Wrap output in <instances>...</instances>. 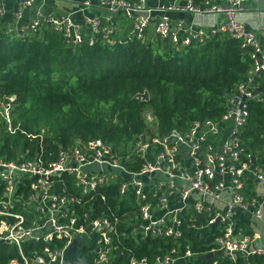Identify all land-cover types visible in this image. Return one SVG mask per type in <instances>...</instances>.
<instances>
[{"label": "built area", "instance_id": "built-area-1", "mask_svg": "<svg viewBox=\"0 0 264 264\" xmlns=\"http://www.w3.org/2000/svg\"><path fill=\"white\" fill-rule=\"evenodd\" d=\"M45 1L13 0L11 5L9 0H0V19L9 15L18 32L31 34L48 25L70 44H90L96 38L113 44L136 38L182 46L223 33L239 40L240 47L248 51L251 66L244 79L223 94V112L218 119L195 120L183 132L170 129L157 135L155 118L145 111L148 133L141 134L144 143L138 138L128 154L95 139L74 142L59 150L55 160L45 163L37 156L0 159V216L12 219L1 232L0 241L14 244L20 256L19 261L8 264H61L63 249L73 242L79 249L92 244L85 253L91 264H107L120 256L118 236L126 235L116 230L118 218L100 211L94 196L89 195L113 183H117L118 198L127 199L133 208L135 221L129 236L139 233L141 239H168L152 260L130 256L125 264L191 263L195 254L190 242H180L181 216L186 211L193 214L194 221L203 214L202 221L189 222L186 230L198 236L211 235L203 257L211 253V258L225 256L231 264H238L236 257L264 256V248L252 249L251 235L232 220L234 212L264 220V134L256 150L242 138L247 104L259 98L257 77L264 74V42L239 18L244 11L242 4L249 0H76L73 11L59 16L45 11ZM92 6L105 15L84 14ZM118 20L129 22L124 35H117ZM147 35L153 38L146 40ZM11 108L10 102L0 101V118L6 123ZM6 130H10L9 125ZM132 156L134 161L140 160L135 171L123 165ZM61 174L72 176L74 188L89 195L86 208L75 209L81 201L66 196L62 187L54 188L53 178ZM21 179L29 181L26 195L23 190L18 192ZM99 199L106 200L101 194ZM54 238L63 239L60 249L43 246L30 256L20 250L23 241L49 243Z\"/></svg>", "mask_w": 264, "mask_h": 264}, {"label": "trees", "instance_id": "trees-1", "mask_svg": "<svg viewBox=\"0 0 264 264\" xmlns=\"http://www.w3.org/2000/svg\"><path fill=\"white\" fill-rule=\"evenodd\" d=\"M8 16L0 19V101L12 104L8 123L0 118V159L4 161L37 156L45 163L74 142L95 139L128 154L139 136L148 133L145 111L155 118L157 135L170 129L183 132L195 120L218 119L223 112V94L243 80L251 66L248 51L240 47L239 40L223 33L182 46L136 38L113 44L100 38L90 44H70L48 25L33 34L18 32ZM257 78L259 98L248 102L242 126V138L251 150L257 149L264 134V74ZM143 91L147 98L140 100ZM8 125L10 130H6ZM134 159H126L124 167L137 170L140 160ZM53 181L55 189L62 187L66 196L81 201L75 209L86 208L89 195H93L95 207L118 218L116 230L126 237L118 236L120 256L107 264H125L130 256L152 260L168 244L163 237L129 236L135 221L133 208L127 199L118 198L117 183L81 195L72 176L61 174ZM28 183L21 179L18 192L23 190L26 195ZM100 194L106 198L103 202ZM202 220V213L197 221L192 213H182L180 242L188 240L195 254L186 264H231L225 256L203 257L211 235L198 236L186 230L189 222ZM11 223L12 219L0 216V234ZM62 244L63 239L56 238L49 243L23 241L20 250L30 256L43 246L60 249ZM91 247L83 244L80 251L87 253ZM11 260H20L16 246L0 241V264ZM235 262L264 264V256L236 257Z\"/></svg>", "mask_w": 264, "mask_h": 264}, {"label": "crops", "instance_id": "crops-1", "mask_svg": "<svg viewBox=\"0 0 264 264\" xmlns=\"http://www.w3.org/2000/svg\"><path fill=\"white\" fill-rule=\"evenodd\" d=\"M78 1L46 0L45 11L51 15L59 16L61 14L73 11L75 6L78 4ZM154 2L155 0L150 1V3ZM9 3L13 5V0H9ZM242 6L244 11L239 15V18L244 22L246 28L255 31L264 42V0H249L244 2ZM84 14L88 16H102L105 15V12L102 9H97L92 6L85 9ZM73 17L78 18V15L73 14ZM186 18L189 19V16H186ZM118 27V32L121 34L127 29L125 21L122 20H118ZM232 220H234L236 224L242 226L245 231L247 230L250 232L249 235H251L253 238V241L250 243V247L252 249L264 248V220L253 219L247 213L242 212H234L232 214ZM208 259H211V257Z\"/></svg>", "mask_w": 264, "mask_h": 264}, {"label": "water", "instance_id": "water-1", "mask_svg": "<svg viewBox=\"0 0 264 264\" xmlns=\"http://www.w3.org/2000/svg\"><path fill=\"white\" fill-rule=\"evenodd\" d=\"M147 98V93L144 91L141 94V99L145 100ZM140 143H144V137L141 135L139 137ZM211 253H208L205 258H210ZM61 264H91L90 259L84 253H81L79 247H77L76 243H71L66 248L63 249L61 257H60Z\"/></svg>", "mask_w": 264, "mask_h": 264}, {"label": "rangeland", "instance_id": "rangeland-1", "mask_svg": "<svg viewBox=\"0 0 264 264\" xmlns=\"http://www.w3.org/2000/svg\"><path fill=\"white\" fill-rule=\"evenodd\" d=\"M7 20V19H6ZM125 24H126V27H128L129 26V22H127V21H125ZM123 30V29H122ZM126 31V30H125ZM125 34V32H123L122 34L121 33H119V32H117V35L118 36H120V35H124ZM150 38H153V36H151V35H147L146 36V40H149ZM80 250V249H79ZM81 253H84L83 251H80ZM85 254V253H84ZM88 254V253H87Z\"/></svg>", "mask_w": 264, "mask_h": 264}]
</instances>
